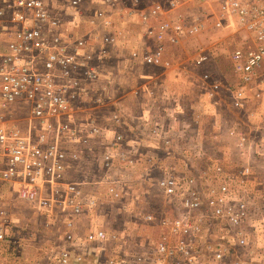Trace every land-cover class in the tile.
I'll return each instance as SVG.
<instances>
[{"label":"built area","instance_id":"2783aa9c","mask_svg":"<svg viewBox=\"0 0 264 264\" xmlns=\"http://www.w3.org/2000/svg\"><path fill=\"white\" fill-rule=\"evenodd\" d=\"M83 2L69 0L58 10L50 0H0V33L8 40L0 51V184L57 231L45 251L28 254L29 236L17 226L8 198L0 195V264H264V186L252 165L203 182L164 166L156 187L170 210L161 216L143 214L145 223L157 222L156 240L144 254L111 255L105 261L107 244L122 247L125 238L96 221L102 218L100 198L97 191H86L89 180H69L72 168L93 160L98 141L103 143L99 162L105 175L96 185L106 186L107 195L117 192L114 161L127 169L137 166L120 127L105 126L109 118L95 113L109 104L105 87L98 83L112 48L124 35L115 15L144 26V38L155 41L153 50L145 45L131 52L132 59L148 66L162 63L167 41L178 44L180 38L204 30L203 13L215 12L214 28L233 23L242 43L229 55L234 78L226 88L231 106L244 110L249 93L258 99L264 90V0H173V15L160 4L136 11L132 8L140 0H101L102 9L90 16ZM189 7L199 11L182 13ZM100 18L105 31L101 37L92 34ZM84 25L91 30L88 36L81 34ZM212 60L202 50L190 61L203 68ZM212 80L205 71L202 88L222 87ZM13 113L21 114L20 121ZM22 121L29 122L28 131L19 127ZM163 131L154 129L153 135L170 155L173 139ZM246 144L244 140L241 146ZM158 160L150 157V163ZM139 176L142 181L148 177ZM136 210L135 201L123 206L131 215ZM82 218L91 219L84 234Z\"/></svg>","mask_w":264,"mask_h":264},{"label":"rangeland","instance_id":"374dc122","mask_svg":"<svg viewBox=\"0 0 264 264\" xmlns=\"http://www.w3.org/2000/svg\"><path fill=\"white\" fill-rule=\"evenodd\" d=\"M69 0H52L54 5L57 7L58 10H63L65 8V5H67ZM84 2V13H86L87 16H90L93 14L94 10L96 9V5H94L95 1L97 2V7L102 8L100 5L101 0H83ZM140 6H137L136 8H132V10H145L147 8H150L151 6L155 4L162 5L166 10L170 11V15L174 13L172 10V2L173 0H140ZM95 7V8H94ZM190 10H183L182 13L188 15L191 14V12L199 11L195 10V7L192 9L189 7ZM120 16V15H119ZM215 12L208 11L203 13V18L207 22L206 28L195 35H189V37L180 38V41L178 44H172L171 42L167 41L165 43V53L163 57V61L159 65H145L142 63L141 60L130 59L134 62V65L140 66V68H144L147 75H153V79H148V81H152L155 78H158L157 82L158 85H164V84H174L179 85L181 96L183 103L188 105L190 108V105H201L205 106V102H209L210 108L207 106L204 110L209 114L210 120L209 123L205 127H203V131L206 132L205 134L208 135V138H205V146L208 149V152H213L215 154V150L220 146L222 143H226L228 140H222L220 143H215L211 141L212 134L220 133V134H229L232 133V131H235L238 133H244L249 138L252 139V146L254 147H260V150H262L261 155H258L256 153V156H260V161H264V90L260 91L261 96L258 99L254 100L253 94L249 93V111H239L236 110L233 107H229V103L231 105V94L227 90L226 87L231 86L233 83V72L231 63L229 60V55L234 47L237 45H240L242 42L241 35L232 28L234 26L233 23L230 21H225V27L224 28H214L213 23L216 20ZM121 18L124 19L123 15ZM131 24V23H130ZM131 29H128L127 27L121 26V24H118V28L123 31L124 35L121 41H119L116 45L114 50H117L119 53H115L114 55L120 58V64L119 67L117 66V69H115L114 72H116L114 75L113 82L115 81V84L121 88L122 84L123 86H128L129 89L127 91H120L118 90L113 91V95L115 97H109L113 98L114 102L116 101V107L112 108L111 112L109 113L111 116L108 115L107 112H109L110 107H103L96 109L95 113L102 119H108L105 121V126H116V124L120 127L122 123L113 121L115 117L122 119H126L129 121L126 128L123 129L120 127L122 133L124 134V137L126 139H135L140 144H135L137 147L143 148V150L138 151L137 147L134 145L135 152H131V156L139 157L137 153H143L142 156L143 160H147L148 157H155L154 155L148 156L147 150H151L148 147V144L144 141H140V132L148 131L150 133L151 128H142L139 126L140 124L137 121H130V113L129 108L126 110L128 105H134L136 104L137 97L134 95H141L143 96L145 92L142 91V82L139 80L138 74H127V71L124 70L125 68L121 67L124 66L123 62H126L124 60L123 56H121V52L123 50H120L117 46L120 44H126L128 48H126L131 56V52L133 49H139L142 51V48L146 45L149 46L150 50H153L155 48V41L149 37H145L143 29L144 26H139L135 24H131ZM232 26V27H231ZM91 33V30L88 26H83L81 30L82 35H89ZM92 34H98L99 37H101L103 34H105V31L102 26H98L96 30L92 32ZM145 43V44H144ZM113 49V48H112ZM202 50H205L209 52L212 56L211 64L208 66H205L203 68L195 67L191 63L193 60V57L196 56V54ZM126 51V50H125ZM127 52V51H126ZM113 53V50H112ZM125 53V52H124ZM126 54V53H125ZM112 54L111 60H116ZM191 60V61H190ZM108 63L110 65L112 62ZM117 63V62H115ZM114 63V64H115ZM108 65L104 66V72L105 70H108ZM113 65V63H112ZM138 69V67L136 68ZM188 70H191L192 73L190 75L185 72H188ZM175 71V72H174ZM207 71L210 74L213 75L212 82H219V86H222L221 88L223 91L219 92L217 94L219 97V102L221 104V107L219 108L217 105L212 104L210 100L208 101L204 95L207 93L203 91L202 85H201V76H203V73ZM177 73V74H176ZM106 74V73H104ZM128 75V76H126ZM106 76L103 75L102 78L99 81V86H103V83L105 82L104 78ZM129 77V78H127ZM156 80V79H155ZM143 81V80H142ZM144 82V81H143ZM118 83V84H117ZM151 87V88H150ZM156 87V85H155ZM125 88V87H124ZM153 89L152 92L149 93V91ZM168 90V89H167ZM147 93L149 95L147 96L150 99L155 100H164L168 101V94H165V97L163 98L159 95L160 91H154L153 85H150L147 87ZM166 91V90H165ZM98 92H101L100 90ZM127 93H129L127 95ZM135 93V94H134ZM144 93V94H143ZM217 93V91H215ZM131 94V97H130ZM100 95V93H99ZM127 95V96H126ZM144 97V96H143ZM145 98V97H144ZM142 98V99H144ZM167 98V99H166ZM256 98V97H255ZM117 101H119L117 103ZM123 101L125 102L124 106H127L125 109H123ZM208 104V103H207ZM20 106H29L26 102L18 103ZM155 107H157L155 105ZM198 110H200L199 107L196 106ZM248 109V108H247ZM127 112V114H126ZM252 116V114H254ZM24 114H22V117ZM196 116L195 114H193ZM216 118V119H215ZM115 120V119H114ZM227 122V124H225ZM129 125V126H128ZM168 129H170L169 124ZM193 125V122H192ZM129 127V128H128ZM193 129V133L189 134L187 131L183 130V136L188 137L190 135V138L192 139L195 135L199 136L198 129L201 128V125H197L196 128L191 126ZM128 130L126 132L125 130ZM153 129V128H152ZM197 134L195 133V131ZM204 134V135H205ZM211 136V137H210ZM190 138L185 139L182 137H177L176 139H173L175 143L177 144H186L188 141H190ZM154 141H157L158 139H153ZM217 142V141H216ZM157 143V142H156ZM230 144L231 141H229ZM159 143H157L158 146ZM143 145L142 147H140ZM102 144L101 141H98L95 145V152L93 150L92 153H94L93 160L88 162L87 164H79L72 168V170L69 172V180L71 181H80V180H89V184H87L86 191L88 193H94L97 191L99 198H100V207L99 212L102 215V218H96V221L102 224V226L109 232H120L121 237L125 239L123 240L124 244L122 247H119L116 244H107L106 249L103 250V259L104 261L108 259L111 255L113 256H136L138 254H144L146 253L147 249L150 248L156 240L158 231H157V222L152 224L145 223L143 219L144 213H154L157 216H161L164 212L170 210L168 208V205H166V201L163 197H160L159 191L156 187V180H158L159 172L158 170H155L150 172L148 174V180L142 181L140 179V172L142 170L146 171L145 166L143 165V168L140 169V167L137 165L135 168H124L121 166V164L116 160L111 165V167L114 166V172L117 173V176L115 175L113 177V180L115 182L117 192L116 195L111 196L107 195V188L106 186L101 187V185L97 186L98 182L102 180V178L105 175V170L102 169L101 162H99V156L102 153ZM152 148V147H151ZM217 149L216 151H218ZM212 153V154H213ZM96 157V158H95ZM163 157V156H160ZM159 157V158H160ZM236 160V166L235 170L229 171V173L235 172L240 167L244 166L245 162L240 161L234 157L233 163L234 164ZM146 162H144L145 164ZM167 164L166 167L173 168L170 165ZM142 164V163H141ZM220 164V163H219ZM244 164V165H243ZM249 165H252L249 163ZM121 166V167H119ZM256 164H254V167ZM178 174L181 176H185V170L180 171L179 169H176ZM113 171V169H112ZM216 170H211V176H218L219 174L228 173V172H213ZM219 177V176H218ZM6 188V189H4ZM149 191V193H147ZM8 198L9 200V207L10 210L14 213L17 221H18V227L22 228L25 231V234L28 235L29 242L32 243V248H29L26 250L28 254L36 255L38 250H41V252L45 251L46 248H48L50 245L53 244L55 241V234L56 229L55 226H53L51 223L49 226L45 224V219L41 218L39 215H37L34 211V208L29 206L26 203H23L18 200L17 195L11 191L7 190V187L4 184H0V195H3ZM137 198H140L139 201H136ZM131 201H135L137 210L136 213L131 215V213L123 211V206L130 203ZM80 228L82 230V233L84 234L85 231H87L88 228H91L90 223L91 219L82 218L80 220ZM22 232V231H21ZM30 234V235H29ZM123 235H126L124 237ZM122 244V242H121ZM34 246H36L34 248Z\"/></svg>","mask_w":264,"mask_h":264},{"label":"crops","instance_id":"0c3cea01","mask_svg":"<svg viewBox=\"0 0 264 264\" xmlns=\"http://www.w3.org/2000/svg\"><path fill=\"white\" fill-rule=\"evenodd\" d=\"M94 3H95L94 5H96L95 6L96 9L93 12H95L96 10L102 9V8L98 9L97 7L98 5L96 1ZM100 5L102 6L101 2H100ZM122 15L123 14L115 15L116 17L114 21L118 24H121V26L123 27H127L128 29H131V26L133 25L130 24V19H128L127 16H124V19H123L121 18ZM102 22L103 20L101 18L98 19L97 23L99 24V27L101 26ZM0 30L2 29L0 28ZM7 41L8 40L0 33V51L5 49L7 45ZM123 43L117 46L120 50H123V52H121L122 53L121 56H123L124 60H126V62H123L124 66H121V67L125 68L124 70L127 71V74L135 73L139 75V80L140 82H142V87H141L142 91L145 92V94L143 93L144 94L143 96L145 98L141 95L142 93H140V96L134 95L137 97L136 104L134 105L127 104L128 107L124 106L125 102L123 101V109L127 107L126 110H128L129 108L130 121L132 122L137 121L140 124L139 126H141L142 128H146V129L151 128L150 133L147 130L144 132H140V136H141L140 141L146 142L148 144L147 148L151 149V150H147L148 151L147 153L148 154L150 153L148 156L154 155L155 157H157V160H158V157L163 156V157H160L161 160H158L157 164H155V162L150 163V157H148L147 160L145 159L143 160L142 156L144 154L143 153L141 154L138 152L137 155L139 157L136 158V160L138 161L136 165H138L140 169L143 168V165H144L145 166L144 169L147 170L146 172L141 169L142 171L140 172V174L145 173L146 175H148L150 172L154 171V169L158 170V172L160 173L161 169L164 168V166L166 168L167 164H171L170 163L171 161L172 163H174L173 165L175 166L176 169H179L180 171L185 170V175L187 177L195 176L197 179L200 180V182H203V181H207L210 178L211 170H216L213 172H228V173L229 171H233V169L235 170L236 160L234 164L231 165L235 157L236 159L245 162L244 164L251 163L253 167H254V164H256V166L253 168L256 179L259 181V183L262 186H264V161L263 160L260 161V158H258L260 157L258 155H261L262 153L261 152L262 150H260V147L258 148V147L252 146V139L249 138V136H247L244 133L237 134L235 131H232V133H229V134H220L217 132L215 134H212V137L210 136L212 139L211 141L215 142L216 144L222 142V140L223 141L228 140V141L218 146L217 149L219 150L216 151L217 150L216 149L214 151L215 154L213 152H212L213 154L211 152H208V149L205 146V142H204L205 140L203 139L208 138L209 136L206 135L205 134L206 132H204L202 129L203 127L207 125V123H209V120L211 118L209 117V114H207L206 112L207 110L205 111L204 109L207 106L210 108L211 104L209 102H207L208 104L205 102L206 105L204 106L202 104V108L200 107L201 105L193 104V105H190V108H189L188 105L186 106V104L183 103L182 96L180 95L181 87L179 85L174 84L173 82L172 84L166 83L164 85H160V84L158 85V83H156L158 78H155L156 80L154 79L151 82L148 81V79L150 78L153 79L154 76L147 75L144 68H140V66L134 65V62L130 59L131 56L129 52L126 49L128 48V46ZM114 49H117V48L113 47L112 49L113 53L111 51V56L112 54L114 55L115 53L117 54L119 53L117 50H114ZM114 57L116 58V60L113 59L110 61L113 63V65L111 63L110 65H108V70H105L106 77L104 78L105 82L103 83V86L105 87L104 96L108 98V101L110 100L107 106V107H110L109 112H107L110 117H113V116H111L109 113L111 112L112 108L116 107V104H115L116 101L114 102L113 98L112 99L109 98V97H115V95H113V91L118 90V92L120 91L125 92L129 89L128 86H123L122 84H120L121 85V88H120L115 84V81L113 82V79L115 77L114 74L116 73L114 71L115 69H117V66L119 67L120 58H121L115 55ZM137 67L138 69H136ZM184 73L186 74L188 73L190 75V73L192 72L191 70H188V72L184 71ZM150 85H153L154 91L155 89L156 91H160L159 95L161 97H162V94H163V98L165 97V94H168V97H170L168 98V101H164V100L157 101L155 99L148 98L147 96L149 95V93L153 91V89H151L149 93H147L148 92L147 87H149ZM201 89L207 92L204 95V97L208 101L210 100L212 104L217 105L219 108L221 107L219 99H217L219 97L217 94L223 91L222 88H210V89L201 88ZM215 91H217V93H215ZM128 94L129 93H127V95ZM130 97H131V94H130ZM255 99L256 98L254 96V100ZM118 102L119 101H117V103ZM249 103H251V101ZM155 105L157 107H155ZM196 106L199 107L200 110H198ZM248 106L250 107V105L248 104L247 107L244 109V111L250 110ZM229 107H232L230 103H229ZM239 111H242V110H239ZM193 114H195L196 116H194ZM11 115L13 117L16 116L15 117L16 119H14L15 121L17 122L20 121L18 118H20L21 114L20 116L18 114L15 115L14 113ZM254 115L255 113L252 114V116ZM81 116L83 117L85 116V114H81ZM192 122H193L194 128H196L197 125H201V128L197 130L198 132L200 131L199 136L195 135L191 139L190 135H188V137L190 138V141H188V143L186 144L181 143L180 145L175 143L173 140V143L171 144V148H170L171 150L170 155L167 154V151L164 148V146H162L161 144L160 146L159 145L157 146L158 140L157 141L153 140L156 138L153 135L154 129H159V130L163 129L164 135L171 139H176L177 137H181V134L183 138L188 139L187 135L183 136L184 134L183 130L187 131L189 134H192L193 133V129L191 128V126L193 127ZM5 123H8V121ZM120 123H122L120 127L125 129L129 121L126 119H122ZM167 124H169L170 129L167 128L168 127ZM225 124H227V122H225ZM18 125L20 128L22 127L23 131H28L30 127L28 121H22L18 123ZM125 131L128 132L127 129ZM195 133L197 134L196 131ZM125 140L126 141L124 145L128 146L129 150L133 149L135 152L136 150L134 148V145L140 144V143L137 142L135 139L125 138ZM244 140L246 141L247 144L246 146H241V143ZM229 141H231L232 144H230ZM101 144L103 147L102 142ZM135 146L137 147V145ZM142 146L143 145H141L140 147ZM140 149L143 150V148H140ZM140 149L138 146L137 150L141 151ZM256 153H258L257 156H256ZM144 162L146 163L144 164ZM173 165H170V166H173ZM147 180H148V177L145 181ZM147 193H149V191H147ZM159 196L162 197L161 195ZM137 199H140V198H137Z\"/></svg>","mask_w":264,"mask_h":264}]
</instances>
